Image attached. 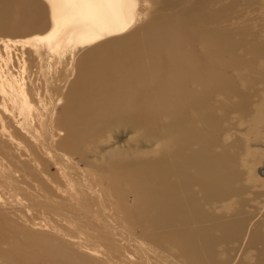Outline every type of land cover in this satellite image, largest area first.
Listing matches in <instances>:
<instances>
[{
    "label": "bare ground",
    "instance_id": "obj_1",
    "mask_svg": "<svg viewBox=\"0 0 264 264\" xmlns=\"http://www.w3.org/2000/svg\"><path fill=\"white\" fill-rule=\"evenodd\" d=\"M227 9L234 22L231 33L222 34L220 19ZM46 15L49 23L43 27ZM25 34L35 37H7ZM0 35L6 36L0 41V148L21 146L20 136L26 153L20 154L18 171L0 156L4 220L12 216L21 223L27 238L61 237L66 244L83 228L100 226L105 246L114 248H105L104 262L113 254L124 256L121 243L138 247L136 264H248L239 258L249 249L256 253L253 264H264V210L254 214L242 200L230 205L228 216L204 209L220 210L222 202L245 191L233 186L240 180L233 151L243 146L221 144L219 137L232 136L244 120L264 121V69L251 60L264 55V0H0ZM27 48L41 57L37 68L44 77L51 73L42 52L63 57L55 59L52 74L60 92L76 73L59 96L65 99L64 117H49L39 107L41 83L32 81ZM229 67L246 82L244 92L220 74ZM218 96L226 101L222 117L211 107ZM231 113L237 121L222 128ZM91 115L105 123L103 130L91 127ZM120 127L132 134L127 150H149L140 165L134 158L119 162L138 167L121 183L99 175L113 167L106 157L101 164L81 157L85 149L102 148L100 142L106 153L111 150L108 138ZM258 133L264 140L263 126ZM93 134L100 140H89ZM107 156L113 158L115 151ZM148 212L157 231L154 246L140 239L141 229L132 231L131 223L118 221L136 214L145 219ZM34 215L37 221L26 218ZM216 246L225 259L216 257ZM100 253L90 256L101 261Z\"/></svg>",
    "mask_w": 264,
    "mask_h": 264
},
{
    "label": "rangeland",
    "instance_id": "obj_2",
    "mask_svg": "<svg viewBox=\"0 0 264 264\" xmlns=\"http://www.w3.org/2000/svg\"><path fill=\"white\" fill-rule=\"evenodd\" d=\"M227 4V3H225ZM223 4V7L225 8L227 5ZM230 10H226V13L224 16L220 19V30L222 34L231 33L232 24L234 20L230 17ZM47 15L45 16V19L43 21V27H47L49 21H48ZM241 24V23H240ZM245 28V26H244ZM197 29V28H196ZM41 34V33H39ZM221 34V40L227 44V40L222 36ZM7 35V34H6ZM13 36V37H12ZM6 36L0 35V41L3 40ZM11 39H21V38H33L34 35H21V36H7ZM237 38V37H236ZM231 40V38H230ZM260 41L262 39L260 38ZM18 50V48H17ZM18 53V55H21V50L15 51ZM25 59L27 60V64L32 70V81L35 82V84H40L42 89V97H41V103L39 102V107L46 111L47 116L52 117H60L65 116V99L60 100V95H65L66 89L68 86L73 82L74 78L76 76V73H74V76L68 77L65 81V90L62 92L61 89H58L57 86L54 83V75L52 76L54 72L53 64L55 62V59L58 60V62L63 61V57H60L59 55L54 54V52H42L44 55V58L46 60V65L49 68V72L51 75L49 76V73L47 72V77L42 70H38L37 65L41 61V57L37 55L36 49H30L27 48L24 52ZM41 53V54H42ZM242 55V54H241ZM240 55V56H241ZM56 56V57H55ZM231 58V63H235V58ZM228 58V59H229ZM250 57L245 56L244 60L247 61ZM254 58H251V60H254L255 66H258L259 69H264V55L257 56ZM263 58V59H262ZM259 60V61H258ZM17 62V61H15ZM18 65V63H17ZM18 67V66H17ZM48 70V69H47ZM236 69H231L229 67L228 69H225L224 71H220V74H224L231 77L232 84L237 86L238 90L244 92V88L246 86V82H242L241 78L237 76V73L235 71ZM62 72V66L59 65L57 70V75H60ZM60 77V76H58ZM258 77H261L258 75ZM35 79V80H34ZM264 79V76L263 78ZM40 81V82H38ZM62 82V79L60 78L59 84ZM217 94V93H216ZM243 94V93H242ZM219 95V93H218ZM221 96V95H220ZM212 101V95L210 96ZM213 105L211 106L214 111H216L217 115L222 117L221 112V106H223L226 101H222L219 96L217 97V101H213ZM221 103V105L219 104ZM255 103V100L253 99V102H249V106L253 105ZM211 102L209 103V105ZM218 104V107H216ZM229 107V106H224ZM222 107L223 109H225ZM231 107V106H230ZM227 110H230L227 109ZM250 110L253 111V108L250 107ZM261 112V110H256V115ZM264 113V112H263ZM259 115V114H258ZM94 115H91V119L93 121V124L91 127L93 129H98L101 126V129L103 130V126L105 123H99L100 120H95ZM237 121L236 114L231 113L227 116H225L224 121L222 122V128L227 127H233V123ZM232 124V125H231ZM264 127V121L261 124H254V123H246V121H242L239 127L237 128L238 131L232 132V136L229 134H222L220 138L221 144L224 142L232 143L236 147L243 146L242 149L236 148L235 151H233L234 154L237 156L236 162V170L240 174V180L239 182H234L233 186H243L245 191L242 196H239V198H232L231 201H224L222 202L220 206V210H214L210 209L208 207H204L205 210H208L209 213L212 215H225L228 216V208L230 205L235 204L237 200H242L245 203L246 208H250L251 204V212H254V214L259 215L264 210V140L263 136L258 133V130L260 128ZM123 127H120L116 130V133L114 135H110L108 138V146H111V150H109L107 153L105 152V143H99L102 148H96L93 152H90V148L85 149L82 158H85L88 161H95L97 164H101L104 162V158H107V163L110 165H113L111 170H104L99 172V175L105 176V177H117L121 182L124 181V179L134 177V173L136 171V168L134 169H128L122 167L119 162L122 163H128L134 158L136 160L137 165H140L141 162H145L146 159L143 158V151H149L146 150V148L137 149V150H127L125 143H128V141L131 139L132 134L125 132L122 133ZM257 133L256 136H254V133ZM116 135V136H115ZM114 136V138L112 137ZM262 136V137H261ZM89 140L95 141L100 140L99 136L96 134H93L91 136H88ZM255 137V138H254ZM21 141V146L15 144H6L3 145L5 149L2 147L0 148V151H4L3 155H0L5 162L4 164H9L11 167L14 168L15 171H18V169H22V158L20 157V154L25 155V145L24 142L22 143V137H17ZM247 141L246 143L244 142ZM1 141V138H0ZM105 142V141H103ZM18 144V143H17ZM153 144V142H152ZM23 147V148H22ZM93 147V146H92ZM20 149V150H18ZM24 149V150H23ZM115 149V150H114ZM115 151L116 156L110 159V157L107 156L108 153H113ZM232 151V150H231ZM3 153V152H2ZM133 153V154H132ZM133 156V157H131ZM27 158H23L25 161ZM147 161H149L147 159ZM115 162L118 164L115 166ZM94 170V169H93ZM132 181L135 183V179L133 178ZM126 186H123V191H125ZM96 190H98V187H96ZM135 187H131L129 191H126L125 194L127 195L130 192H134ZM198 196V195H197ZM196 196V198H197ZM202 200H200V203ZM216 205V204H213ZM223 207V208H222ZM0 214H5L4 212L0 211ZM152 212H148L145 215V219H141L137 214L134 219L132 217L127 218L129 216H125L121 218L119 223L128 222L132 225L130 226V230L134 231L136 228L141 229L142 236L140 239L146 240L150 239L151 244L155 243L154 241L156 239L152 238L155 236V233L157 232L154 230V226L151 224L152 219ZM25 216V215H24ZM11 217V218H10ZM6 217L5 220L3 217L0 216V223L4 225V229L0 227V264H136L135 261H137L136 258V250L138 251V247L132 246L130 244H121V247H124V254L123 257H121L118 254H113L110 256V260L108 262H104L105 260V248L106 249H114L113 246L108 245L105 246V230L100 226H91L93 229H85L83 228V233H79L78 235H75V238L71 241V243L66 244L63 242L61 237L50 239L48 237H37L36 240L34 238H27L24 233L28 232L23 229L21 223H17L12 216ZM15 218V217H14ZM27 219H34L37 221V218L35 215L33 217L26 216ZM102 219V218H101ZM4 220V221H3ZM260 223L261 228L264 227V216L260 217ZM96 224L97 221L95 222ZM105 224V220L103 221ZM108 225H111V223H107ZM252 224V222H251ZM216 231V235H218ZM96 238V239H95ZM107 240V239H106ZM91 241L92 243H90ZM121 241V240H120ZM94 243H99L102 245L101 249L96 250H88L81 246H87L92 245ZM152 244V245H153ZM154 246V245H153ZM235 247L237 245H234ZM264 249V246H262ZM136 249V250H135ZM217 255L216 257L221 260L225 259L224 253L222 252L221 248L219 246H216ZM215 249V250H216ZM101 251L99 254L100 257H102L101 261L94 260L90 255H97L96 252ZM170 253L175 251L172 250H166ZM116 252V250H115ZM256 253L254 250L249 249L246 250L243 254H241L239 261H243L244 263L247 261L248 264H253L255 259ZM145 261L146 259L144 258ZM160 264V263H157Z\"/></svg>",
    "mask_w": 264,
    "mask_h": 264
}]
</instances>
